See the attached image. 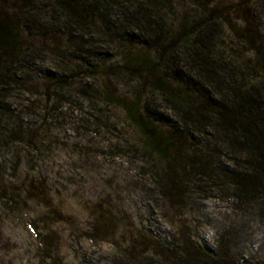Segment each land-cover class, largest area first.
Wrapping results in <instances>:
<instances>
[{
    "label": "trees",
    "instance_id": "16d2710c",
    "mask_svg": "<svg viewBox=\"0 0 264 264\" xmlns=\"http://www.w3.org/2000/svg\"><path fill=\"white\" fill-rule=\"evenodd\" d=\"M224 10L214 0H0V144L34 149L47 136L44 125L22 124L12 99L36 93L55 106L74 90L95 126L120 114L123 150L165 204L180 210L216 193L264 224V35L254 10L241 27ZM6 199L44 209L42 244L58 256L56 225L74 222L45 182L27 180ZM81 207L87 239L119 250L114 264H264L246 254L243 224L224 227L214 245L184 235L174 249L112 205Z\"/></svg>",
    "mask_w": 264,
    "mask_h": 264
},
{
    "label": "rangeland",
    "instance_id": "374dc122",
    "mask_svg": "<svg viewBox=\"0 0 264 264\" xmlns=\"http://www.w3.org/2000/svg\"><path fill=\"white\" fill-rule=\"evenodd\" d=\"M214 1L224 11L234 9L228 16L230 25L241 27L238 18L252 15L254 10L252 19L264 35V0ZM221 37L230 42L226 33ZM75 94L69 91L55 106L29 92L11 100V108L22 113V124L44 125L47 136L34 149L0 144V177L7 189L0 192V264L123 263L112 240L87 239L91 221L81 209L86 201L105 202L125 212L149 237H159L160 246L171 244L174 249L184 235L198 244L214 245L224 227L243 224L249 236L246 254L264 255V224L254 217L236 215L225 197L216 193L198 195L180 210L165 204L139 159L124 152L119 136L126 126L115 117L120 114L112 113L110 128L95 126L88 102ZM31 179L44 181L53 203H63L65 213L74 222L56 225L62 240L58 256H49L42 244L39 220L44 209L33 202L16 205L6 199L12 192H22Z\"/></svg>",
    "mask_w": 264,
    "mask_h": 264
}]
</instances>
